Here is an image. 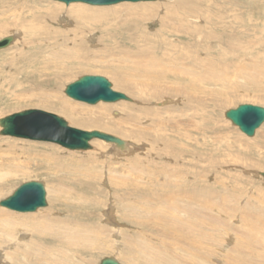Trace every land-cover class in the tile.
<instances>
[{
  "label": "rangeland",
  "instance_id": "obj_1",
  "mask_svg": "<svg viewBox=\"0 0 264 264\" xmlns=\"http://www.w3.org/2000/svg\"><path fill=\"white\" fill-rule=\"evenodd\" d=\"M2 2L8 7L4 10L13 11L23 4L29 9L50 8L63 12L53 24L34 22V28L41 32L37 34L33 31L31 36L20 27L12 26L16 20L11 14L0 19V27L9 22L11 25L8 24V28H15L20 34L19 44H15L14 40L7 49L0 51V119L25 110H42L64 118L73 127L86 131L100 130L139 146V149L127 157L116 158L112 156L111 148H107L108 143L100 140H96L92 150L68 151L53 143L0 135V179L5 178L0 202L29 181L43 183L47 191V206L35 212L20 213L2 206L0 210L18 216H39L47 224L57 221L64 224L70 236L82 240L74 241L77 245L65 241L67 264H99L103 258L112 256L121 264H143L139 261L141 257L145 258L146 264H159L158 258L163 257L162 264H165V255L159 252L169 251L174 243V233L164 226L159 229L150 227L155 225L153 219L143 218L144 225L134 223L128 215V207L132 204L138 206L142 200L145 205L158 201L161 205L171 204L167 203L170 202L169 197L179 192L180 188L186 189L187 193L191 190H220L228 196L226 202L229 207L236 206L235 214H239L236 217L231 212L228 218L221 216L220 219H225L227 227L234 228L237 236L244 235L246 240L254 242L253 249L245 247L247 250H243V254L250 252L255 263L264 264V177L261 175L264 173V124L253 137H248L225 117L227 111L243 104L264 107V0H159L101 7L82 3L66 5L52 0H0V9ZM78 4L102 10V14L98 11L99 18L101 23L106 24L100 26L106 31L103 33L95 27L97 30L94 29V32L80 33L81 45L75 44L78 38L71 36L67 41L53 36L48 39L43 37L47 41H42V33L45 36L48 29L75 28L76 21L66 14ZM138 6L153 7V13L157 15L143 23L144 33L140 34L148 33V40L138 39L139 48L150 49L156 55H165L168 61L170 58L173 61L159 62L156 69L160 70L164 64L166 68H176L177 71L188 70L195 72L199 80L200 74L209 73L201 79L202 92H195L189 86V90L185 89L187 94L193 95L190 100L181 95L165 96L167 90L155 87L157 81L129 83L123 74L116 75V70L132 68L133 64L125 61L124 51L134 49L119 37L109 38V32L120 27L127 28L123 25L140 17ZM111 9L113 14H105ZM226 14L229 16L226 17ZM235 17L239 19L235 20ZM163 18L169 23L161 24ZM69 19L72 23L67 25ZM229 26L237 35L226 33L225 27ZM188 27H191L189 31L194 36L192 40L184 34L172 32ZM1 30L0 40L11 34H4ZM223 32L226 34L224 40ZM21 39L25 43H21ZM53 41L66 49L78 50L80 56L75 63H79L65 75L61 74L57 85L42 92L49 96L52 91L54 94L57 92L67 100L75 114L68 107L52 101L47 106L38 102L43 87H38L39 77L32 79L28 76H32L30 74L39 66L14 62L24 48L28 56L35 54L42 56L40 60H45L49 54L46 51L55 47ZM231 47L240 52L235 54L230 51V58L224 59L225 48ZM38 48L45 49L42 55L38 54ZM142 62L147 64V61ZM14 67L19 72L13 77L9 68ZM86 75L107 78L115 91L125 94L132 101L89 105L68 97L66 87ZM44 79L47 78L41 80ZM206 80L210 82L206 83ZM166 85L184 89L187 83L182 80ZM216 91L219 92L216 94ZM157 93L160 97L156 96ZM218 94L222 98L219 102L214 96ZM164 98L171 101L164 102ZM196 99L204 102L205 109ZM172 116L175 120L170 123L168 119ZM197 124H201V129L196 128ZM168 140L175 144H167ZM106 154L110 158L106 159ZM209 195L211 203L215 197L212 193ZM209 206H204L205 215L216 218L213 213L209 215ZM147 222L150 228L145 226L149 225ZM235 245L238 246V242ZM128 249L132 251L127 253L129 258L126 255ZM139 252L141 257L137 255ZM229 253L235 255L232 251Z\"/></svg>",
  "mask_w": 264,
  "mask_h": 264
},
{
  "label": "bare ground",
  "instance_id": "obj_2",
  "mask_svg": "<svg viewBox=\"0 0 264 264\" xmlns=\"http://www.w3.org/2000/svg\"><path fill=\"white\" fill-rule=\"evenodd\" d=\"M20 2H22V1H20ZM257 3H259V2H257ZM263 6H264V2H263ZM1 7L2 8L0 9V19H2V17L4 18L8 14H11V16H14L13 19L16 20L15 23H12L13 24L12 26H17V27H20L21 29L25 30V33L28 36L30 34H32L33 31H35L37 34H39L40 30L37 27L35 29L34 26L32 25V24H34V22L42 23L43 21H45L48 24L49 23L53 24V23H55V21L60 19L59 14L63 12V11L62 12L54 11L50 8H44V9H42V8L37 9L36 8V10H35V8L29 9L26 6H24L23 4L18 5L15 8V10H13V11H11V9L4 10V8H8V7L5 4L3 5V2H2ZM138 8L140 9L139 13H141L140 14L141 16L138 17L135 21H131L128 24L123 25V27H127L128 29L120 27L118 29H112L109 32V35L111 36L109 38L119 37L121 39V41H124V42L127 41V43L129 42L130 45H132L133 49H134V50L124 51V54L127 57V59H125V61L127 63L129 62V63L133 64L132 68L131 69L129 68V70H122V69L116 70L115 71L116 75L123 74V76L125 77V80H127L128 82L130 81V82H134V83L135 82H139V83L144 82L145 83V82H147V80L149 82H150V80L157 81L159 85L157 84V86H155V87L164 88L165 90H167L166 91L167 95H165V96L171 97L173 95H181V96H187L186 98L190 100L193 97V95L187 94L185 89L189 90L190 89L189 87H193L194 88L193 91L202 92L203 88L201 85V79H202V77L208 75L209 73L207 72V74H205V75L200 74V80H199V79H196L195 72H192V71H191L192 73L187 72L188 70H178L177 71L176 68H168V67L166 68L164 64L162 65L163 68H161L160 70H158V68L156 69L155 68L156 64L159 62L168 61V57L165 55H162V56L156 55L150 49H142V48L140 49L138 46L139 43L137 41L138 39H142L144 41L148 40V37H147L148 33L141 35L140 32L144 33L143 23L146 20H151L153 17L157 16L156 13H153V11H155V8L153 9V7L150 8L148 6H138ZM5 11H8V13H4ZM67 11H68V14H66V15H68L69 18H72L76 21L77 25H75V28L73 30L72 29L60 30L58 28L54 29V30L48 29L46 31L47 33H44L45 36H43V33H42V39H41L42 41H45V39L46 38L48 39V37H50V36H53L54 38H56L58 40L65 39L67 41L71 37L72 38H74V37L78 38V36H80V33L86 34V31L88 33V31H93L96 28H98V29L100 28V30L103 33L106 31L105 27L100 26V24L101 25L106 24V23H101L102 20L99 18V12L102 10H98V8L97 9H90V8H88V6L78 4L76 6H73L72 8H70ZM24 12H26V13H24ZM112 12L114 13V10L111 9V10H108L107 13H105V14H108V13L111 14ZM105 14H104V16H108ZM225 16L228 17L229 14L228 15L226 14ZM176 17L179 18L178 15H176ZM22 18L25 20H22ZM27 19H29V20H27ZM174 19L178 20L176 18H174ZM238 19H239V17H235V20H238ZM21 20H22V23L20 22ZM70 21H71V19H69L67 21L68 22L67 25L69 23H72ZM163 22L169 23V21H167V19H165V18H163L161 24ZM8 24H10V23L4 22V24H1V27H0L2 29L1 31L4 34L11 32V34L9 36L14 37L16 40L15 44H17L19 42L18 37L20 34L18 35L17 34L18 32L16 33V30H14L15 28L14 29H12V27L8 28V26H9ZM65 24L66 23H64V26H65ZM231 24H232V22H231ZM227 25H229V21H228ZM83 26H84V28H82ZM190 28L188 27V29L187 28L186 29L185 28L175 29L172 32L174 34H184L185 36H188L187 39L192 40L194 38V36L192 35V31H189ZM225 28H226L227 34L233 33V34L237 35V32L231 31L230 26L225 27ZM8 29H10L11 31L10 30L7 31ZM87 29H90V30H87ZM232 30H233V28H232ZM184 31H187L188 33H184ZM35 32H34V34H35ZM64 35H67V36L64 37ZM9 36H7V37H9ZM34 36H36V35H34ZM34 36H33V38H34ZM69 36H71V37H69ZM81 36H83V35H81ZM43 37H46V38H43ZM225 38H226V34L223 32L222 40H224ZM47 39H46V41H47ZM22 40L23 39L20 40L21 43L24 42ZM233 42L237 43L236 41H233ZM24 43H23V45H25V47H26V44H24ZM76 43L78 45H81L82 44V38H78V40H76L75 44ZM54 44H55V42H54ZM78 45H76V46H78ZM23 48H24V46H23ZM4 49H7V48H4ZM4 49H0V51H2ZM25 49L26 48H24L23 51H21V53H20L21 55L17 54V56L14 58V62H16L17 64L18 63L20 64L21 62H23V64H26V65H33V66L38 65L39 66V69L36 68V70L30 74L32 76H28V77H31L32 79L39 77L38 78L39 79L38 87H40V88L43 87L42 88L43 90H41V92L45 91L44 90L45 88H49V87L57 85L59 80H60V78H59L60 75L61 74L65 75V73L69 72V70H71L75 67L74 65L79 63V62L78 63H75V62L79 60L80 52L74 48L66 49L63 47L62 44H55V47L51 48V50L46 51L49 54L47 53L48 56L46 57L45 60H40V57H42V56L38 57V55H35V54L28 56V52L26 51L27 49L26 50ZM43 51H42V48H38L37 52L39 55L40 54L42 55ZM230 51H232L233 53L235 52V54L240 52L235 47H231V49L225 48V50H224V57L225 58L224 59L230 58L228 56ZM152 54H155V55L153 56ZM143 57H147L148 59L143 60ZM142 61H144V62L147 61V64H143ZM188 61L192 62V60H188ZM168 62H173V61L170 58V61H168ZM10 66H11V64H10ZM33 66H32V68H33ZM225 67H227V64ZM118 68H119V66H118ZM9 70H10L9 72L12 73V74H10L11 76L18 71L17 67H14L12 69L9 68ZM23 71H24V69H23ZM26 71H27V69H26ZM240 72H242V71H240ZM134 74H136V75H134ZM21 75H23V74H21ZM13 77H14V75H13ZM43 77H46L47 79L41 80ZM182 80H184L187 83V86L185 85L183 87L184 89L177 87L176 85L170 86V87H168V85H166V84H170V83L172 84L175 81L181 82ZM206 81H204V83L210 82L208 80H206ZM196 82H197V84H196ZM179 91L181 92V94L179 93ZM218 92L216 91L214 93L217 94ZM200 94H202V93H200ZM156 96L160 97V95L158 93L156 94ZM203 96H205V95H203ZM214 96L216 97V100L218 102L220 100H222V98L220 97L219 94L214 95ZM53 97H54V99H53ZM163 100H164V102H167V103L171 101V100H169V99L167 100L165 98ZM50 101H52L55 104H60V105H62V107H65V106L68 107L71 110V113L75 114V113H73L75 110L73 108L69 107L67 100L61 98L57 94V92L54 94L52 91L51 96L47 95L44 92L39 94L38 102H40L42 105L47 106V104ZM197 103L200 106H202L203 109H205L204 102H202L199 99V101L197 100ZM159 104H161V103H159ZM165 108H169V106L168 107L165 106ZM112 113H114V112H112ZM168 120L170 123H172L175 120V118L172 116ZM196 128L201 129V124H197ZM211 132H212V130H211ZM262 142H263L262 145L264 146V141H262ZM95 143H96V140L91 142L92 148H93V145ZM167 144L173 145V144H175V142L168 140ZM108 147L111 148L110 152L113 153L112 156L116 157V158L127 157L128 155L135 152L136 149H139V146L138 147L135 145L133 146L132 143L126 142V141H125L124 147H122V148H120L114 144H111V143H108L107 148ZM92 148L89 150H92ZM66 150H68V149H66ZM89 150H86V151H89ZM68 151H70V150H68ZM252 154H250V156L253 157L254 154L253 155ZM105 157H106V159L110 158V157H107V154L105 155ZM260 166H263V165H260ZM257 173H259V172H254V174H257ZM4 180H5V178L0 179V181H2V183H0V190L3 188V185H5ZM224 184H225V182H224ZM1 186H2V188H1ZM45 189H46V187H45ZM183 192L187 193V190L184 188H180L179 192H177V193L174 192L175 194L170 196L168 199L170 202H167V203H171V204L161 205L158 201L155 204L150 203L149 205H145V204H143L145 202H143V200H142V202L139 203L138 206L132 204L131 206L128 207V211H129L128 215L131 218V220H134V223H137L139 225H144L145 220L143 221V218L153 219V221H154L153 224H155V225L150 226V223L147 222L149 225H145V226L155 227V229L156 228L159 229L160 226H164V227H167L171 232L174 233L173 234L174 243H173L172 247L169 249V251H164L162 253L159 252V254L165 255L164 256L165 264H215V263L216 264H259V262L255 263V259L252 255H250V252L248 254L245 253L247 255L243 254V250H247L249 248V246H250V249H253V246H255L254 242L248 238L246 240L244 235L237 236L233 232L234 228H232L231 226L227 227L228 224H226L227 223L226 220L220 219V218H222L221 216H223V217L226 216V218H228L227 215L231 214V212L234 213V216H236V217H237V215L239 216V214H237V215L235 214L236 213L235 212L236 206L232 205V207L230 208L229 205L227 204L226 201L228 200L227 199L228 196L226 197V195H224L223 191L217 190L214 192L213 191L210 192L206 189H203V192L201 190H196V191L191 190L187 194L183 193ZM209 193H212L213 196L215 197V200H213V202H211V203L208 200L209 197L211 196V195H209ZM46 195H47V191H46ZM147 198H149V197L147 196L146 200H147ZM205 205H210L208 208V213H211L209 215H213V214L216 215L217 216L216 218L208 217L207 215H205V213L203 211V209L206 208V207H204ZM169 208L171 210L174 209V211L170 212ZM167 209H169V211H167ZM197 210H199V215H198ZM241 211H242V209H241ZM142 212L143 213L145 212V213L142 214ZM110 215L112 216V212L110 213ZM181 222H183V223L180 224ZM201 224H202V226H201ZM65 241H68L69 243L77 245L74 241L78 242V241H82V240H79L77 238L70 236L65 225L64 224L61 225L58 221L57 222H51V223L47 224V223L43 222V219H41L39 216H34V215L32 216L30 214L25 215V216H18V215L9 213V212L4 211V210H0V263L1 264H29V263H31V264H67L66 263L67 259H66V255H65V251H64V249H66ZM237 242H238V246L235 245ZM227 247H229L230 248L229 251L234 252L235 255L232 253L230 254L228 251L229 248H227ZM106 249L108 251V247H106ZM129 252H132V251H130L128 249V251L126 252V255L128 258H129V256L127 253H129ZM257 253H263V252L257 251ZM137 255H138V257L142 256L140 252L137 253ZM158 260H159V264H162L163 257H159ZM139 261H141L140 263L146 264L145 258H143V257H141L139 259ZM100 262H99V264H100ZM155 264H157V262Z\"/></svg>",
  "mask_w": 264,
  "mask_h": 264
},
{
  "label": "water",
  "instance_id": "obj_3",
  "mask_svg": "<svg viewBox=\"0 0 264 264\" xmlns=\"http://www.w3.org/2000/svg\"><path fill=\"white\" fill-rule=\"evenodd\" d=\"M66 5L82 3L90 6H113L121 3L156 2L159 0H52ZM15 38L12 36L0 40V49L9 47ZM65 94L79 102L96 105L100 102L116 103L132 101L123 93L114 90L112 83L103 76L86 75L68 85ZM235 126L248 137L264 124V107L243 104L225 113ZM0 135L31 141L47 142L72 151H86L92 148L91 142L101 140L124 147L121 138L102 132L86 131L69 124L64 118L42 110L30 109L14 113L0 119ZM264 177V173L261 174ZM0 206L9 210L29 213L47 206L46 189L43 183L29 181L20 185ZM100 264H121L114 257H105Z\"/></svg>",
  "mask_w": 264,
  "mask_h": 264
}]
</instances>
